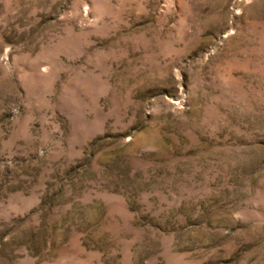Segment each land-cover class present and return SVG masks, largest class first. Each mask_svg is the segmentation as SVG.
Instances as JSON below:
<instances>
[{"label": "rangeland", "instance_id": "rangeland-1", "mask_svg": "<svg viewBox=\"0 0 264 264\" xmlns=\"http://www.w3.org/2000/svg\"><path fill=\"white\" fill-rule=\"evenodd\" d=\"M0 264H264V0H0Z\"/></svg>", "mask_w": 264, "mask_h": 264}]
</instances>
